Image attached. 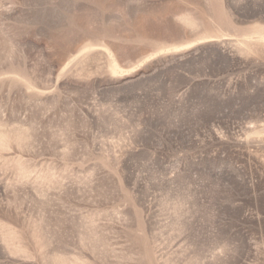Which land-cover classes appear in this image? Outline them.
<instances>
[{"label": "rangeland", "instance_id": "374dc122", "mask_svg": "<svg viewBox=\"0 0 264 264\" xmlns=\"http://www.w3.org/2000/svg\"><path fill=\"white\" fill-rule=\"evenodd\" d=\"M0 264H264V0H0Z\"/></svg>", "mask_w": 264, "mask_h": 264}]
</instances>
